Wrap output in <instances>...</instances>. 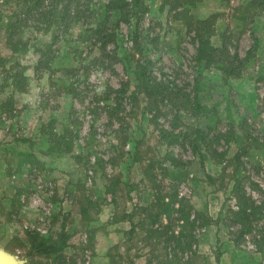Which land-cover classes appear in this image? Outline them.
Instances as JSON below:
<instances>
[{
  "label": "rangeland",
  "instance_id": "1",
  "mask_svg": "<svg viewBox=\"0 0 264 264\" xmlns=\"http://www.w3.org/2000/svg\"><path fill=\"white\" fill-rule=\"evenodd\" d=\"M79 1L61 31L50 0H0V250L19 264H264V8Z\"/></svg>",
  "mask_w": 264,
  "mask_h": 264
},
{
  "label": "trees",
  "instance_id": "2",
  "mask_svg": "<svg viewBox=\"0 0 264 264\" xmlns=\"http://www.w3.org/2000/svg\"><path fill=\"white\" fill-rule=\"evenodd\" d=\"M190 2H192L191 4H194L193 0H191ZM250 2L252 5V9L255 8V10L256 9L261 10L264 8V0H251ZM60 8H61L60 13L62 17H61V22L59 24V27L61 31H66V30H69L72 24V21L80 14L81 2L79 0H50L48 4V8L47 9L45 8V11H44L45 18H46L45 22H48V23L53 22L54 20L53 18L56 15L55 12H57L58 9ZM144 12L145 11L143 10V13ZM259 46H260L259 40L254 39V43L248 49V51L246 52V55L241 56L238 52H236L235 54H233V57H230L226 62H224L225 66L224 68H221L222 72L227 73L231 76L237 75L239 68L242 67V65H245L246 62L250 61L256 56ZM226 49L224 48L225 52H226ZM212 50L213 52L211 50H208L206 44L204 42H201L200 46L197 47V54H196L197 61L196 62L200 63L203 60L207 62V64H209V62H212L213 58L215 57V51H216L215 48H212ZM163 85L165 86V84ZM163 85H161V87H163ZM159 94L169 95L170 92L164 89L162 92H159Z\"/></svg>",
  "mask_w": 264,
  "mask_h": 264
},
{
  "label": "water",
  "instance_id": "3",
  "mask_svg": "<svg viewBox=\"0 0 264 264\" xmlns=\"http://www.w3.org/2000/svg\"><path fill=\"white\" fill-rule=\"evenodd\" d=\"M0 264H19L9 254L0 250Z\"/></svg>",
  "mask_w": 264,
  "mask_h": 264
},
{
  "label": "crops",
  "instance_id": "4",
  "mask_svg": "<svg viewBox=\"0 0 264 264\" xmlns=\"http://www.w3.org/2000/svg\"><path fill=\"white\" fill-rule=\"evenodd\" d=\"M230 244H232V245H230ZM224 247L228 250V251H230V253H232V255H234V253H235V247H236V244L233 242V241H230L229 243H225V245H224ZM227 251V252H228Z\"/></svg>",
  "mask_w": 264,
  "mask_h": 264
}]
</instances>
